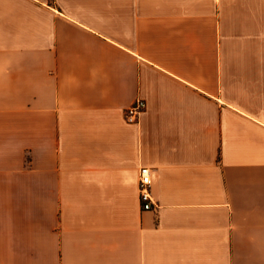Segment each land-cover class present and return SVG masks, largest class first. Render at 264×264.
I'll list each match as a JSON object with an SVG mask.
<instances>
[{
	"label": "crops",
	"instance_id": "1",
	"mask_svg": "<svg viewBox=\"0 0 264 264\" xmlns=\"http://www.w3.org/2000/svg\"><path fill=\"white\" fill-rule=\"evenodd\" d=\"M0 264H264V0H0Z\"/></svg>",
	"mask_w": 264,
	"mask_h": 264
},
{
	"label": "built area",
	"instance_id": "2",
	"mask_svg": "<svg viewBox=\"0 0 264 264\" xmlns=\"http://www.w3.org/2000/svg\"><path fill=\"white\" fill-rule=\"evenodd\" d=\"M145 109V103L141 99H136L132 105L126 109L125 118L128 123H137L140 115ZM148 167H141L138 170V195L139 202L143 210H152L154 203L150 195L151 175Z\"/></svg>",
	"mask_w": 264,
	"mask_h": 264
}]
</instances>
